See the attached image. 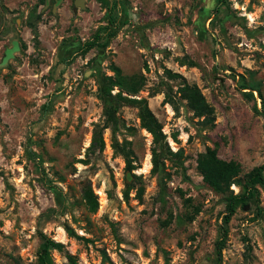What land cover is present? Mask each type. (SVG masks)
I'll return each instance as SVG.
<instances>
[{
	"label": "rangeland",
	"instance_id": "rangeland-1",
	"mask_svg": "<svg viewBox=\"0 0 264 264\" xmlns=\"http://www.w3.org/2000/svg\"><path fill=\"white\" fill-rule=\"evenodd\" d=\"M74 2L0 0V264H35L40 233L77 264H264V188L257 187L258 203L249 199L225 224L224 196L196 169L208 147L238 162L240 179L264 163V115L253 110H262L258 91L264 98V0H228L218 11L214 0H84L83 8ZM111 14L116 37L103 51L81 55L80 46ZM182 57L198 67L180 66ZM111 64L124 76H144L135 97L147 98L172 151L182 150L181 164L166 161L159 177L150 174L151 136L139 127L136 109L124 105L117 138L130 142L132 173L141 181L113 154L108 130L104 151L77 162L86 159L101 120L97 78L112 75ZM165 68L200 89L214 109L211 128H202L184 101L177 99L178 112L163 103ZM176 82H169L174 89ZM250 89L253 100L242 94ZM85 184L98 199L94 213L81 200ZM51 258L68 264L61 252Z\"/></svg>",
	"mask_w": 264,
	"mask_h": 264
},
{
	"label": "trees",
	"instance_id": "trees-1",
	"mask_svg": "<svg viewBox=\"0 0 264 264\" xmlns=\"http://www.w3.org/2000/svg\"><path fill=\"white\" fill-rule=\"evenodd\" d=\"M43 2L44 0H40ZM215 11H218L221 6H228V0H214ZM39 16H37V19ZM33 35L37 38V31L32 26ZM119 27L116 15L112 14L109 17L107 25L101 30L95 31L91 38L84 41L80 46L79 52L85 55L92 49H100L103 51L108 47L110 41L118 34ZM180 66L198 67L197 63L188 57H182L178 60ZM112 75L102 74L97 78L96 97L102 103L101 120L93 124L91 131L90 144L85 150V160L77 162L88 164L90 159L101 154L105 148L104 132H110V147L114 155L120 156L125 164V169L133 177L135 182L141 181V176L132 173L136 169L134 165V153L131 144L126 139L119 142L117 133L119 129L124 127L119 122L117 115L118 105L129 106L136 109L139 127L145 130L151 136L150 149V174L159 177L164 171L166 161L175 160L180 162L182 158V150L172 151L170 148L167 136L162 131V125L153 114L148 105L147 98H136L135 96L145 85L143 75L124 76L121 69L114 64L110 65ZM164 77L167 81L163 83L164 95L163 103L168 104L171 108L178 112L177 99L185 102L187 109L192 113V117L197 119V122L202 128H211L215 121L214 109L206 101L204 95L195 84H189L186 79L178 74L173 73L169 69H164ZM178 80V81H177ZM177 81V82H176ZM169 82H176L175 89ZM247 89L244 84H241L240 90ZM115 90H117L115 92ZM252 89L247 92H242L247 99L253 100ZM258 98L261 100L262 110L257 109L256 104L253 105V110L256 114L264 115V98L258 91ZM175 140V136H173ZM196 169L200 174L202 181L208 185L214 192L224 196L226 201L225 224L230 220V217L236 212V209L245 204L253 197L258 203V189L264 188V163L252 168L241 179V166L233 160H223L219 158L216 148L208 147L205 151L199 153L196 157ZM235 184L239 187L238 194H233L230 189L231 185ZM134 189V183L126 184L123 190V198L128 199L130 191ZM143 186L140 185L135 191V198L141 200L143 195ZM81 200L85 209L89 213H94L98 209V199L89 184L83 185L81 189ZM261 211L260 208H258ZM64 229L69 236H75V233L68 225H64ZM227 230L223 227L215 241V254L219 258L222 249L225 245ZM40 243L36 253L35 264H54L51 258L52 251H58L64 254L68 264H77L76 257L70 255L64 250L61 243L55 242L46 235L39 234Z\"/></svg>",
	"mask_w": 264,
	"mask_h": 264
},
{
	"label": "water",
	"instance_id": "water-1",
	"mask_svg": "<svg viewBox=\"0 0 264 264\" xmlns=\"http://www.w3.org/2000/svg\"><path fill=\"white\" fill-rule=\"evenodd\" d=\"M83 3H84V0H75L74 6L78 8H83L84 6Z\"/></svg>",
	"mask_w": 264,
	"mask_h": 264
},
{
	"label": "flooded vegetation",
	"instance_id": "flooded-vegetation-1",
	"mask_svg": "<svg viewBox=\"0 0 264 264\" xmlns=\"http://www.w3.org/2000/svg\"><path fill=\"white\" fill-rule=\"evenodd\" d=\"M60 2H61V0H52V5L53 4H58ZM44 5H47V1L44 2Z\"/></svg>",
	"mask_w": 264,
	"mask_h": 264
},
{
	"label": "bare ground",
	"instance_id": "bare-ground-1",
	"mask_svg": "<svg viewBox=\"0 0 264 264\" xmlns=\"http://www.w3.org/2000/svg\"><path fill=\"white\" fill-rule=\"evenodd\" d=\"M15 46H16V45H15ZM15 46H14V47H15ZM10 52H12V51H10ZM11 54H12V53H11ZM10 57H11V56H10Z\"/></svg>",
	"mask_w": 264,
	"mask_h": 264
}]
</instances>
